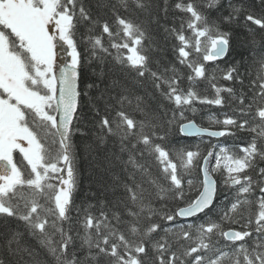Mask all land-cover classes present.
Here are the masks:
<instances>
[{"label":"snow or ice","instance_id":"1","mask_svg":"<svg viewBox=\"0 0 264 264\" xmlns=\"http://www.w3.org/2000/svg\"><path fill=\"white\" fill-rule=\"evenodd\" d=\"M220 3L221 0H205L204 7L212 9ZM134 4L145 11L150 7L143 0H134ZM260 4L264 6V0H260ZM175 8L188 14L179 29L167 30L179 41L174 46L177 60L190 69L188 81L207 78L206 62L228 53L230 33L221 31L216 22H210L194 0L178 2ZM228 8L229 14L221 18L224 22H232L244 11L242 5L233 4L231 0ZM245 20L264 29V15L257 17L249 12ZM82 21L99 23L92 20L83 0H0V217H15L22 221L25 232L36 238L56 264H89V258L96 260L100 256L108 257L111 264H146L150 238L161 230L165 236L152 244L158 264H226V261L264 264V243H256L251 249L245 246V239L252 236L251 231L224 230L222 227L225 220L238 222L235 215L240 209L252 207L254 201L249 196L258 188L260 196L255 201L258 210L254 220L252 215L247 218L245 228L254 223L255 232L264 236V167L257 169L258 180L255 182L248 174L255 167L257 156L264 160V150L258 147L257 137H253L247 146H241L242 155L228 154L227 149H221L223 155L217 154L213 171L219 170L223 161V170L227 174L225 184L238 187V191L235 201L220 219L213 220L209 214L216 206L218 194L216 181L208 168L213 153L209 151L202 157L203 179L198 195L185 201L184 176L178 172V165L170 158L169 151L154 142V138L165 139V136L157 135L162 127L161 117L151 109L145 96L136 94L135 88L150 80L152 87L179 110V118L174 110L166 123L169 126L178 123L181 134L234 135L227 126L245 129L250 120L227 117L222 121L224 129L219 131L200 128L193 121L179 122L184 119V108L194 101L221 105L223 99L219 93L222 89L213 83L216 98L202 99L192 88L185 91L180 87L181 75L174 65L163 71H153L149 67L150 49L144 46L146 29L120 15L116 16V32L107 21L102 24V32L111 38L110 47L117 52L116 68L134 73L133 82L129 85L113 79L111 85L104 88L92 83L82 91L80 84L85 60L75 38L76 26ZM186 31H190L191 36L186 35ZM117 39L121 42H116ZM90 41L89 63L91 58L103 62L105 56L102 54L110 55L109 48L104 47L99 36ZM61 52L67 53V62L58 63ZM256 63L258 80L252 83L259 91L255 92L247 110L243 107L245 98H239L242 105L239 112L242 117L259 121L250 130L264 138V53ZM101 75H104L103 70ZM238 75L235 67L229 68L224 79L232 80ZM92 88L100 90L101 100L105 96L113 99L112 91L119 89L114 118L109 119L105 114L98 122L103 133L99 140L103 143L106 136H118L120 151L129 152L125 163L132 165L133 173L123 187L126 200L130 202V206L126 204L125 207L131 219L125 224L126 230L121 231L110 222L105 211L102 210L98 217L85 212L83 243L87 245L88 256L82 261L75 252H69L73 238L60 225L69 219L77 186L73 137L77 133L83 135L78 126L80 109L83 97L88 95L87 89ZM223 91L232 93L233 90ZM125 105H134L135 112L142 118L136 119L129 114ZM138 145H143L144 150L163 166L164 183L153 178L150 170L132 155ZM16 154L22 158L19 162ZM140 156H144V151ZM199 159V152H181L179 167L190 174ZM135 170L141 173L140 180H137ZM187 185L191 189L193 180L188 179ZM169 198L177 203L175 208L168 209L166 203L159 210L155 207L156 201L166 202ZM201 216L205 219L199 223H180L188 218L199 220ZM112 217L117 225L122 223L120 213H112ZM157 217L160 221L170 222L171 226L163 227ZM57 235L58 240L55 239ZM217 236L231 242L232 253L217 247L219 241L214 240ZM3 252L12 258L8 264H40L37 252L25 244L24 233L19 231L6 234ZM0 264L5 261L0 260Z\"/></svg>","mask_w":264,"mask_h":264},{"label":"trees","instance_id":"2","mask_svg":"<svg viewBox=\"0 0 264 264\" xmlns=\"http://www.w3.org/2000/svg\"><path fill=\"white\" fill-rule=\"evenodd\" d=\"M143 2L150 5L147 11L137 8L134 0H83V4L90 13L92 20H98L99 23L93 24L89 21H82L76 26L75 38L85 60L84 75L80 88L84 91L86 85L92 83L100 84V88H104L106 85H111L113 79H119L122 83L129 85L132 84L134 73L116 68L114 58L117 52L110 47L111 38L102 32V24L105 21L109 23L113 32H116L118 30L116 16L120 15L146 29L144 46L150 49L151 62L149 67L153 71H163L164 68H171L174 65L181 75L180 87L185 91L192 88L202 99L205 97L209 100L216 98L217 93L216 89L212 87L213 83H215L217 88L222 89L219 93L223 99L221 105L202 103L199 100L194 101L190 107L184 108V119L179 121L183 123L193 120L203 127L223 129L225 126L222 124V121L227 117H232L238 121L241 119L250 120L249 126L245 129L227 126L234 135H226L219 140H215L204 136L186 137L179 132L178 123H173L169 126L166 123L167 120L171 118L174 110L177 111V117L179 118V110L159 91L152 87L150 80H145L143 86L135 88L136 94L145 96L151 109L156 110L157 114L161 117L159 123L162 127L157 135L165 136V139L161 141L154 138V142L162 144L169 151L172 161L177 163L178 172L184 176L185 201H187L195 198L198 193L201 181L200 165L203 160L202 157L207 155L209 151L213 153V156L221 153V149H227L228 154L242 155L240 151L241 146H247L253 137H257L258 147L264 150V138L258 137L257 133L250 130L259 121L253 120L249 116L242 117L239 112V109L242 107L239 98L241 96L245 98L243 107L247 110V105L252 103V97L255 92L259 91L258 87H255L252 82L258 80V65L256 61L264 53V29L246 21L245 16L249 12L257 17L264 15V6L260 4V0H231L233 4L242 5L244 11L229 23L221 19L222 16L229 14V0H221L220 5L212 9L204 7L205 0H194L195 3L201 6V10L205 12L210 22H216L221 31L230 33V44L229 51L224 58L206 62L207 78L190 82L187 79V76L191 74L190 69L179 64L177 54L174 52V46L178 45L179 41L174 38V35L170 31H167L173 28L179 29L182 19L184 21L188 19V14L175 8L176 3L187 2V0H143ZM125 4H127V8H125ZM185 34L191 36L190 31H186ZM97 36L101 38L104 47L109 48L110 55L102 54L105 56L103 62L91 58V62L89 63L92 51L90 38ZM116 42L119 43L121 40L117 39ZM233 67L237 69L238 78L232 80L224 79L228 69ZM108 69H112V71L109 72ZM102 70L104 71V75H101ZM228 88L233 90L232 93L223 91V89ZM118 91L119 89L112 91L111 95L114 97L113 99H108L105 96V99L101 100L99 99V89H87L88 95L82 99L83 106L80 109L81 119L78 122L83 135L77 133L73 137L75 146L74 166L78 174L77 186L73 193V203L68 214L69 219L63 221L60 226L73 238L69 252H75L76 256L82 261L88 256L87 245L83 243V236L85 235L83 219L85 212L98 217L102 210L105 211L109 216L110 222L114 226L119 227L121 231L126 230L125 224L131 219L125 207L126 204L130 206V202L126 200L123 187V184L128 182L129 175L133 173L132 165L125 163L129 158V152L125 151L122 153L120 151L118 136H106L103 143L99 140V136L103 135V133L99 128L98 122L105 114L108 115L109 119L114 118L115 108H118L115 99ZM125 110L136 119L142 118L139 113L135 112L134 105H125ZM97 112H99V115H97ZM165 113L167 115H164ZM141 151H144L143 157L140 156ZM186 151H195L201 154V159H199L190 174L185 173L179 167V155L181 152ZM132 155L135 156L138 163L145 165L150 170L153 178H159L160 182L164 183L163 166L144 150L143 145H138ZM260 167H264V160L257 156L255 167L248 173L252 176L254 182L258 180L256 172ZM135 175L137 180L141 179L139 170H135ZM216 177L218 181L216 206L213 212L209 214V217L218 221L223 212L235 201L238 187H230L225 184V181L218 174ZM188 179L194 182V186L191 189L187 185ZM24 194L27 195L28 193L25 192ZM259 196V189L255 188L253 194L249 196V199L254 201L252 207L245 206L236 213L235 219L238 222L232 223L225 220L222 224L224 230L232 227L241 231H251L252 236L245 239V246L249 249L256 243H264V236H259L255 232L254 223L245 228L247 218L250 215H252L254 220V214L258 210L255 201ZM41 203H44V201L41 200ZM165 203L168 209H173L177 206V203L169 198L166 202L156 201L155 207L159 210ZM115 212L120 213L122 223L119 225H117L116 220L112 217V213ZM203 219L205 217L201 216L199 220L191 218L186 221L181 220L180 223H199ZM157 221L165 228L171 226L170 222L160 221L158 217ZM12 231L24 233L25 244L35 249L40 264H56L54 259L46 253V250L38 244L36 238L25 232L22 221L15 217H0V260H4L5 264H8V261L12 258L3 252V245L6 234ZM164 236L165 233L161 230L154 233L150 238L146 264H158L156 260L157 254L153 250L152 244L161 240ZM55 239L58 240L59 235ZM214 240L219 241L217 247L232 253L233 245L231 242H227L219 236L214 237ZM208 255H211V253H208ZM166 256L167 253L165 254ZM89 264H111V261L108 257L100 256L96 260L89 258ZM226 264H232V262L226 261Z\"/></svg>","mask_w":264,"mask_h":264},{"label":"flooded vegetation","instance_id":"3","mask_svg":"<svg viewBox=\"0 0 264 264\" xmlns=\"http://www.w3.org/2000/svg\"><path fill=\"white\" fill-rule=\"evenodd\" d=\"M67 59H68L67 53L66 52H61V54L58 56V63L67 62V61H65ZM16 159L18 161V160H21L22 158L20 157L19 154H16Z\"/></svg>","mask_w":264,"mask_h":264},{"label":"water","instance_id":"4","mask_svg":"<svg viewBox=\"0 0 264 264\" xmlns=\"http://www.w3.org/2000/svg\"><path fill=\"white\" fill-rule=\"evenodd\" d=\"M186 123H188V122H186ZM195 123V122H194ZM195 125H196V123H195ZM197 126V125H196ZM199 127V126H198ZM210 131H216V130H211V129H209ZM202 135H206V136H209V135H207L206 133L205 134H202ZM187 136H196V134H193V135H187ZM211 137V136H210ZM215 138H218V137H215ZM202 175H203V173H202Z\"/></svg>","mask_w":264,"mask_h":264},{"label":"rangeland","instance_id":"5","mask_svg":"<svg viewBox=\"0 0 264 264\" xmlns=\"http://www.w3.org/2000/svg\"><path fill=\"white\" fill-rule=\"evenodd\" d=\"M213 163V162H212Z\"/></svg>","mask_w":264,"mask_h":264}]
</instances>
